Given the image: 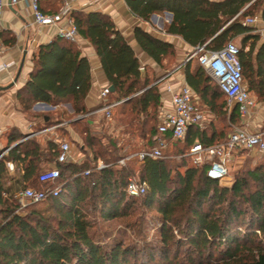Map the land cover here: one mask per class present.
Returning a JSON list of instances; mask_svg holds the SVG:
<instances>
[{"label": "trees", "instance_id": "obj_1", "mask_svg": "<svg viewBox=\"0 0 264 264\" xmlns=\"http://www.w3.org/2000/svg\"><path fill=\"white\" fill-rule=\"evenodd\" d=\"M253 1L125 0L131 13L144 22L155 14L172 13L174 19L166 33L193 47L206 45L207 50L218 51L240 38L244 83L256 101L264 104V42L253 28L242 25L249 16L264 15V0ZM41 10L47 13L42 6ZM71 17L80 36L94 47L108 84L114 88L109 103L121 102L115 110L126 115V133L151 148L163 104L161 83L142 76L134 49L109 15L73 10ZM6 33H0L4 44L14 46L16 37L10 33L6 37ZM134 39L158 66L176 54L172 44L141 27L135 28ZM91 68L78 45L59 35L33 55V70L18 92L22 111L28 113L36 103L70 104L74 116L69 126L81 136L85 158L58 164V143L48 141L43 147L36 139L22 141L27 136L12 130L9 147L21 143L4 156L0 150V264H264V155L255 151L235 154L236 158L244 156L243 164L248 165L231 186L207 176L211 161L192 164L190 150L196 143H222L232 125L241 122L236 110L228 113L224 94L198 60L185 66L186 82L200 107L227 121L228 130L217 129L215 122L204 131L190 127L183 140L169 139L160 159L145 161L137 177L135 164L120 166L126 148L117 141L102 146L89 130L93 125L89 114L101 108L86 105L93 84ZM61 123L49 120L46 126ZM89 151L92 155L87 158ZM100 163L104 168L99 169ZM45 164L60 169L53 183L39 181L47 171ZM13 165L23 171V189L48 192L43 201L24 211L14 197L16 192L4 182ZM133 177L147 182L149 191L140 197L129 195ZM98 219L125 220L140 242L113 239L105 245L96 232ZM149 228H156L155 242L147 243L144 237Z\"/></svg>", "mask_w": 264, "mask_h": 264}, {"label": "built area", "instance_id": "obj_2", "mask_svg": "<svg viewBox=\"0 0 264 264\" xmlns=\"http://www.w3.org/2000/svg\"><path fill=\"white\" fill-rule=\"evenodd\" d=\"M21 0H0V20L7 8L16 6ZM27 2L35 17V22L40 26H50L57 30L59 36L79 43L81 36L71 17V3L76 0H64V9L60 14L48 15L41 10L40 0H24ZM245 27H251L256 34L264 35V15L249 16L242 21ZM5 45L0 37V56L4 53ZM240 48L233 42H229L218 51L207 50L206 45L197 46L187 62L198 60L202 68L210 75L224 94L227 103V111L231 114L237 111L240 117V125H232L228 138L219 144L204 146L196 143L190 150V157L194 166H201L210 158L211 167L207 176L212 180L223 182L228 178L229 165L237 152L255 151L264 155V129L255 130L254 118L260 110V105L248 91L244 83L243 68L240 61ZM6 66H4L5 68ZM158 83H162L161 80ZM162 107L158 115V131L154 137V145L151 148L143 147L135 153L128 150L122 154L120 166H126L128 162L135 163L138 167L147 160H158L168 150L169 139L181 141L185 138L188 129L192 126L204 131L210 124L211 113L202 109L197 97L188 84L175 91L170 86L161 89ZM110 86L102 87L98 91V100L101 108L96 113H102L106 118L112 119L113 111L121 102L109 103ZM91 115V114H89ZM82 118L80 116L78 119ZM4 156V155H2ZM1 156V157H2ZM80 159L74 152L69 141L60 143L58 164L79 163ZM104 168L100 163L99 169ZM89 172H87V175ZM60 177V169L56 164L40 175L41 183H53ZM147 182L138 178H131L128 183V193L134 197H140L149 191ZM57 195V191L54 192ZM48 195L47 191L35 188H24L14 194L20 209L23 210L29 203L35 204L43 201Z\"/></svg>", "mask_w": 264, "mask_h": 264}, {"label": "crops", "instance_id": "obj_3", "mask_svg": "<svg viewBox=\"0 0 264 264\" xmlns=\"http://www.w3.org/2000/svg\"><path fill=\"white\" fill-rule=\"evenodd\" d=\"M213 1L221 2L224 0ZM64 5V0H56V2L55 0H42L41 2L43 10L47 12L45 14L48 15L60 14L64 9ZM59 7L62 8L60 9ZM71 7L72 10L102 12L109 15L118 30L124 35L125 39L134 49L142 68L145 69V76L147 73L146 68L148 66L155 67L157 64L138 46L134 39L135 28L141 27L154 37L172 44L176 52V65L170 71L164 72L162 77H158L157 83L161 80V89L170 86L175 91L187 84L184 61L188 53H191L196 47L189 45L179 36L166 33V28L172 24L174 19L172 13L164 12L155 14L151 17L150 22H144L131 13L125 0H76L71 3ZM58 9H60V11H58ZM260 14H262V12L257 15ZM203 18L206 19L207 16H203ZM1 32H7L5 34L6 37L8 33L16 37V44L14 46L4 44L5 50L0 56V88L10 86L14 83V86L10 89L5 91L0 90V150H6L3 155H6L14 146L21 143L20 141L9 147L12 130H16L15 133L26 135V138L36 137L43 139L44 143H41V145L45 147L48 141H54L60 145L62 141L57 138V134L61 132L60 128L66 126L69 135L66 136V140L64 141H68V139L72 137L71 139L73 140H71V144L76 153L74 142L77 140L71 136L74 131L69 126L70 122L64 121L58 125L46 126L49 120L53 121L50 115L56 114L61 106L36 103L28 113H25L22 111L21 104L18 100V92L25 86L33 70V55L41 45L49 44L58 36L57 30L50 26L37 25L29 4L21 0L16 6L12 8L9 7L5 10L0 20V33ZM261 42H264V35L261 36ZM76 44L82 56L87 57L91 63L93 84L86 99V105L89 109H96L99 105L98 91L109 84L102 70L100 59L91 43L81 37L79 43ZM4 66L6 67L4 68ZM19 72L20 76L17 78ZM62 106L66 107V110L72 114L74 113L70 104H63ZM96 111L92 112L91 115L101 114L96 113ZM31 113L33 114L32 117H30ZM253 124L257 131L264 129V107L256 114ZM78 158L80 162H82L85 155L79 152ZM52 166L53 164H50L47 170ZM22 177L23 171L21 168L17 165H13V170H8L4 178L6 187L10 188L13 193L23 189ZM7 181H9V184H7Z\"/></svg>", "mask_w": 264, "mask_h": 264}, {"label": "rangeland", "instance_id": "obj_4", "mask_svg": "<svg viewBox=\"0 0 264 264\" xmlns=\"http://www.w3.org/2000/svg\"><path fill=\"white\" fill-rule=\"evenodd\" d=\"M233 42L239 48L241 47L240 38L234 39ZM193 52L194 50L191 53H188V55L186 56L185 61H184L185 62L184 66L187 65L188 63L187 61L191 57ZM175 65H176V56L170 57L164 61L163 66H158V65L155 67L148 66L146 74L149 77L150 81L156 82L158 77H162L164 75V72L170 71L171 69L174 68ZM66 104L67 103H65L64 105ZM259 105H260V109L264 107L263 103ZM226 107H227V103H226ZM32 115L33 114L31 113L30 117H32ZM50 116H51V119L53 120L52 121L53 123L57 121L71 122L72 121L71 119L73 118L74 113L72 114L71 112L67 111L66 107L61 105V108L58 109L57 113L51 114ZM125 118H126V115L122 114V112L119 110L114 111V115L112 119L105 118L102 113L94 114L90 116V119L93 121V125L89 130L91 134L97 139L98 143L101 144L102 146H106L109 142L117 141L120 147L126 148V150H128L131 153H135L141 148L145 147L146 142L139 139L137 136L131 135L130 133H126L127 125L125 124ZM212 122H215L217 129L219 130L224 129L225 131L228 130L227 128L229 126V123L227 121L222 122L219 117L211 113L210 124ZM82 128L83 127L79 128L80 132L82 131ZM60 129L63 130V132H58L57 138L61 140L62 142H64V140H66V135L64 134V132L67 133V126L62 127ZM71 136H73L77 141H80V142H77V141L74 142L77 156L79 152L84 155V153L81 151V148H80V144H83L82 140L80 139L81 136L75 132L72 133ZM71 138L72 137L68 139L70 143L72 142L71 140H73ZM28 139H36L40 143H44L43 139L36 138V137L24 138L23 140H28ZM5 152L6 150L3 151L2 155ZM238 153L239 152H237V154ZM86 155H87V158H89L92 155V152L89 151L86 153ZM245 156H248V155H245ZM207 160H210V158H207ZM243 161H244V156H240L237 158L233 157L231 164L229 165L230 172H229L228 178L225 179L223 182H220L223 186H231L233 184V181L235 180L236 175L240 171L245 170L247 168L248 163L243 164ZM43 168L44 170H46L49 168V165L45 164ZM10 170L12 171L13 167H10ZM138 170H139V167L138 165L135 164L136 177L139 172ZM7 184H9V181H7ZM36 190H42V189H36ZM42 191H45V190H42ZM30 205L32 204L29 203L26 208H28V206ZM25 209H23L22 211H24ZM151 214H154V213H149V216ZM155 230L156 228L146 229V233L144 234V237L147 238V243H151L153 241L155 242L157 240V235L155 233ZM96 232H97V235L104 241L105 245L111 243L113 239L124 241L126 244L140 242L139 240L140 237H138L133 231L128 229V227L126 226L125 220L103 221L101 219H98ZM143 261L145 263V260Z\"/></svg>", "mask_w": 264, "mask_h": 264}, {"label": "water", "instance_id": "obj_5", "mask_svg": "<svg viewBox=\"0 0 264 264\" xmlns=\"http://www.w3.org/2000/svg\"><path fill=\"white\" fill-rule=\"evenodd\" d=\"M11 1L12 0H9V3H11ZM10 8H12V6H10ZM22 66H23V64H22ZM20 72H21V70H20ZM20 72H19L17 78L20 76ZM141 73H142V76L145 77V69L144 68L141 69ZM13 86H14V83L11 84L10 86L0 88V90L5 91V90H8V89L12 88ZM110 91L111 92H114V88L113 87H110Z\"/></svg>", "mask_w": 264, "mask_h": 264}]
</instances>
